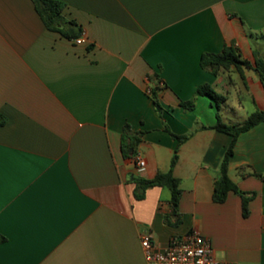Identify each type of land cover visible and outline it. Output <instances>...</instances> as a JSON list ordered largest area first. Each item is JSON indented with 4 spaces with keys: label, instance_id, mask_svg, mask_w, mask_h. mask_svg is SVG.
Instances as JSON below:
<instances>
[{
    "label": "crops",
    "instance_id": "0c3cea01",
    "mask_svg": "<svg viewBox=\"0 0 264 264\" xmlns=\"http://www.w3.org/2000/svg\"><path fill=\"white\" fill-rule=\"evenodd\" d=\"M60 1L83 42L49 29L33 0H0V264H147L144 232L163 247L194 229L220 264H264V178L253 174L264 175V121L238 136L229 164L248 216L232 190L213 200L232 135L212 128L218 113L233 124L264 111V50L252 42L264 37V0ZM232 43L252 67L201 65ZM202 84L224 100L198 94ZM244 96L254 109L232 120ZM126 124L144 131L131 156ZM176 151L182 221L171 225L169 188L138 179L169 171Z\"/></svg>",
    "mask_w": 264,
    "mask_h": 264
},
{
    "label": "trees",
    "instance_id": "16d2710c",
    "mask_svg": "<svg viewBox=\"0 0 264 264\" xmlns=\"http://www.w3.org/2000/svg\"><path fill=\"white\" fill-rule=\"evenodd\" d=\"M37 11L41 15L42 19L46 23L47 27L51 30L60 32L64 37L68 39H76L83 35L82 27L75 19H68L63 10L65 3L60 0H33ZM256 70L259 72L260 78L264 84V60L256 59ZM201 65L211 70L214 74H219L220 71L228 70L230 67L235 66L240 71L242 66L252 67V63L241 57L239 48L236 44L232 43L225 45L221 52H206L201 57ZM198 94H207L211 96L218 104L219 101L224 100V97L217 93L210 84H202L197 89ZM150 95L154 101V104L158 110H162V105L159 101L158 89L153 87L150 89ZM181 104L188 109L194 107V99L182 101ZM218 120L212 128L221 130L232 135V140L225 152L220 165V174L214 182L213 200L215 202L222 203L226 200L228 192L230 190L238 193L242 197L243 215H249V202L251 196H248L245 191H242L238 185L232 180L229 175V164L231 157L234 153V148L238 139V136L260 122L264 121V111L257 110L252 112L243 123H227L222 119L220 113H218ZM175 137H178L181 141H185L187 135H176L171 132ZM144 131H132L129 124L124 127L123 133V152L125 156H131L135 153L137 145L142 141ZM178 161V153L174 154L171 160L170 169L167 172H158L155 177L151 179H138V184L146 189L150 186H162L167 187L171 191V206L172 211L165 215V222L171 225H178L181 223V214L179 213V204L182 194L180 187V179L174 175V167ZM257 176L263 177L262 174L253 173ZM138 198H142L145 192L136 193ZM6 241V237L0 234V242Z\"/></svg>",
    "mask_w": 264,
    "mask_h": 264
},
{
    "label": "built area",
    "instance_id": "2783aa9c",
    "mask_svg": "<svg viewBox=\"0 0 264 264\" xmlns=\"http://www.w3.org/2000/svg\"><path fill=\"white\" fill-rule=\"evenodd\" d=\"M75 40L81 43L85 39L81 36ZM136 165L143 168L146 161L138 156ZM141 243L147 264H220L215 257L210 239L198 229L173 237L163 247L158 246L152 232L147 231L142 234Z\"/></svg>",
    "mask_w": 264,
    "mask_h": 264
},
{
    "label": "rangeland",
    "instance_id": "374dc122",
    "mask_svg": "<svg viewBox=\"0 0 264 264\" xmlns=\"http://www.w3.org/2000/svg\"><path fill=\"white\" fill-rule=\"evenodd\" d=\"M252 42H253V46L258 47L259 49L264 50V37H262L261 39L254 38ZM243 103H244V108H242L238 112V116L237 115H233L237 119H232V120H235V121L239 120L240 121L241 118L244 115L247 116V114L250 113L254 109V102L252 101V99L250 97L244 96L243 97Z\"/></svg>",
    "mask_w": 264,
    "mask_h": 264
}]
</instances>
